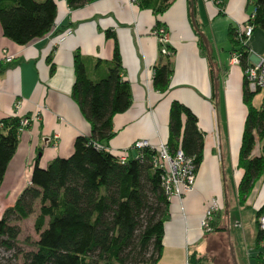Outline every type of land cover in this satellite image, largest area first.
Masks as SVG:
<instances>
[{
	"label": "crops",
	"instance_id": "obj_1",
	"mask_svg": "<svg viewBox=\"0 0 264 264\" xmlns=\"http://www.w3.org/2000/svg\"><path fill=\"white\" fill-rule=\"evenodd\" d=\"M55 1L57 31L73 29L56 47L54 34L48 33L19 45L4 35L0 23V119L31 115L43 107L39 120L19 135L0 187V218L31 184L36 159L46 168L55 158L70 156L78 136L92 133L90 122L72 98L74 55L79 52L92 72L103 73L114 56L116 40L106 36L107 30H113L132 104L114 116L115 135L108 150L119 154L138 140L154 146L166 143L173 101L196 114L204 134L203 161L193 190L170 199L163 254L157 263L187 264L191 250H198L207 236L201 229L206 203L217 197L223 209L228 190L233 184L237 189L243 174L240 169L236 182L248 109L243 101V68L230 62L235 52L228 32L248 21L252 3L227 0L221 11L214 0H174L163 14L156 15L151 8L141 7L140 0H96L77 9H71L67 0ZM159 27L168 32L173 50V74L165 92L153 85L154 67L165 58L155 33ZM247 43L248 64L264 58L253 33ZM6 54L13 55L12 60L7 61ZM253 104L260 108V101ZM137 153L131 149L129 154L134 157ZM215 225L222 227L218 218Z\"/></svg>",
	"mask_w": 264,
	"mask_h": 264
},
{
	"label": "trees",
	"instance_id": "obj_2",
	"mask_svg": "<svg viewBox=\"0 0 264 264\" xmlns=\"http://www.w3.org/2000/svg\"><path fill=\"white\" fill-rule=\"evenodd\" d=\"M94 1L67 0V4L77 9ZM173 1L140 0L139 4L161 15ZM214 1L223 11L227 0ZM248 1L254 10L245 24L264 31V0ZM57 13L55 0H0L3 33L19 45L50 32ZM236 29L230 28L228 35L245 70L250 49ZM106 36L114 38L116 44L113 60L103 73L92 72L79 52L74 55L72 98L90 122L92 133L78 136L72 154L55 158L46 168L36 159L31 184L0 218V247L14 249L20 228L9 223L11 217L26 219L34 212L35 202L40 204L35 220V229L40 233L37 250L27 253L21 264H157L162 257L170 199L162 185L163 170L155 165L157 150L143 148L137 156L129 154L125 162L108 150L115 135L113 118L130 108L132 92L123 77L115 32L107 30ZM164 57L154 67L153 85L160 92L168 90L173 74L170 56ZM255 94L244 80L243 101L248 115L238 158V168L243 171L237 187L240 205L264 176V109L253 104ZM20 121L19 116L0 119V187L18 147ZM259 141L260 153L255 154ZM166 146L171 154L181 149L192 158L197 173L203 161L204 134L196 114L178 101L170 107ZM218 229L214 222V231ZM263 236L259 230L258 242ZM202 259L197 252H190L188 263L201 264Z\"/></svg>",
	"mask_w": 264,
	"mask_h": 264
},
{
	"label": "rangeland",
	"instance_id": "obj_3",
	"mask_svg": "<svg viewBox=\"0 0 264 264\" xmlns=\"http://www.w3.org/2000/svg\"><path fill=\"white\" fill-rule=\"evenodd\" d=\"M253 36L259 48L264 50V31L257 28ZM260 100L261 95L255 94L253 102L258 103ZM260 146L259 141L255 154L260 153ZM237 170L236 182L241 177L240 168ZM227 193V205L216 216L222 227L206 234L198 250L191 252H197L203 258L201 264H258L262 246L257 240V214L258 207L264 200V176L256 182L243 205L238 202L234 184ZM39 212L40 204L36 201L34 212L28 218L21 219L17 215L11 217L9 223L18 226L20 234L14 249L0 247V264H21L27 253L37 250L40 233L35 229V220Z\"/></svg>",
	"mask_w": 264,
	"mask_h": 264
},
{
	"label": "built area",
	"instance_id": "obj_4",
	"mask_svg": "<svg viewBox=\"0 0 264 264\" xmlns=\"http://www.w3.org/2000/svg\"><path fill=\"white\" fill-rule=\"evenodd\" d=\"M253 16H250V18ZM59 31V30H58ZM57 31V26H54L49 36L54 34L52 39L53 46L56 47L63 43L68 36L73 33L72 28H67L61 32ZM237 35L243 40L244 44H247L248 38L253 33V26L250 24H244L236 29ZM156 35L160 44V53L163 56H171L173 51L170 49L169 34L164 27H159L156 30ZM5 53H7L5 51ZM13 55L6 54V60H12ZM231 64L240 65V55L234 53L231 57ZM244 80L251 92L261 95L260 108L264 109V58H259L256 62L249 64L245 70H243ZM20 102L17 103L19 108ZM43 107H39L31 115L21 116L19 135L23 133L33 122L39 120ZM98 148H103L101 145H97ZM150 147L155 148L158 152L155 158L156 167L163 170V188L169 199L173 197L182 198L184 195L190 193L195 184L196 171L193 159L184 155L181 149H178L174 154L169 153L166 143H162L158 146L152 145L148 140H138L133 143L130 149L124 150L116 155L120 161L125 162L129 157L131 149L137 151L143 148ZM222 202L219 198H211L205 205L204 213L201 220V229L204 234H208L214 231V222L217 214L222 210ZM258 210H261L257 217V226L259 230L264 234V200L261 201ZM259 244L262 246V251L259 253L258 264H264V236L260 239ZM189 264V263H187Z\"/></svg>",
	"mask_w": 264,
	"mask_h": 264
}]
</instances>
